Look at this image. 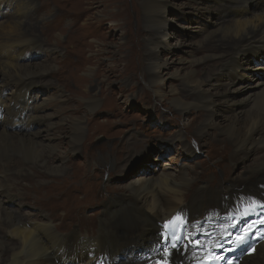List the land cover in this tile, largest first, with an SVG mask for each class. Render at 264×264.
<instances>
[{"label":"bare ground","instance_id":"6f19581e","mask_svg":"<svg viewBox=\"0 0 264 264\" xmlns=\"http://www.w3.org/2000/svg\"><path fill=\"white\" fill-rule=\"evenodd\" d=\"M229 1L246 5L252 1L264 3V0ZM15 2L17 4L13 6L14 13L11 18L4 22L0 20V264H93L106 257L113 264H145L148 261L142 259L143 254L137 257L135 252L139 247H142L141 251L148 248L146 253L151 247L148 252L150 255L154 252L159 241L158 223L174 212L186 211L190 224L199 221L200 227L216 221L234 202L245 199L247 195H255L264 200L262 158L251 169V174L243 177L241 182L245 185L239 187L232 181L218 183L214 188L208 183H196L193 186L202 173L194 165H189L191 168L188 172L177 169L159 173L149 171L130 179L123 186H110L109 190H123L103 202L96 233L83 235L75 230L71 233L58 232L54 224L57 215L79 213L91 204V198H87V195H91V189H82L88 183L84 180L78 183L76 178L79 170L74 162L65 159L78 151V143L84 136V126L82 120L71 117L70 106L61 108L60 102L69 101V97H64L62 92H58L56 96L59 104L54 106V113H44V106L37 104L34 107L28 98L47 91V88L39 89L36 86L43 84L42 77L48 75L56 78L58 82L61 81L73 98L81 89L92 87L98 73L94 72L89 78H80L78 73L82 69H89V64L94 63L97 56L105 51V44L94 37L95 31H85L81 21H88L89 27H92L93 24L101 25L104 19H109L113 22V27L118 28L123 37L128 38L125 0H38L32 5L28 1ZM3 3L10 4L12 0H0V6ZM134 3L137 7L138 4L142 6L146 30L149 32L145 42L148 51L143 53V58L149 60L158 53L159 47L170 46L167 37L165 38L166 21L162 16L170 1L134 0ZM95 4L102 8L99 13L103 19L94 23L92 10ZM110 8L113 11L108 13ZM41 15L44 18L36 19ZM32 18L36 22L30 26L31 31L34 33L39 28L47 38H54V48L43 47L44 42L38 36L33 35L34 39L27 38V33L23 30ZM217 28V33L211 34L206 43L204 42L205 53L198 63L217 65L215 73L224 76L225 81L215 85L211 82L215 73L207 72L206 77H201L195 71H188L183 78L182 92L172 90L174 101L170 109L184 114L189 111L190 106L200 105L204 108L203 119L201 118L204 123H199L196 128V134L203 136L201 145L208 143L205 136L210 133L207 128L217 125L219 132L225 134V140L231 148L264 151V95L256 103L254 100V106L242 115L243 111H237L233 106L249 102L255 91L248 92L242 99H230L227 94V86L236 84L238 77L243 76L238 75V71L244 67L242 60L249 62L247 58L252 54L254 61L258 62V58L264 56V48L257 50L264 46V10L251 18L234 12L232 17L224 18ZM60 34L66 35L64 40H61ZM89 38L95 42L88 41ZM96 43L98 49L94 51ZM58 47L63 52L55 49ZM41 48L48 53V59L44 60L47 64L21 60L29 50ZM68 48L77 51L72 52ZM62 58L73 60L70 70L63 65ZM167 64L162 62L149 65L144 74L149 82L148 86L159 98L166 95L161 87H157L155 77L159 83L162 82L163 76L167 74ZM258 69L264 67L259 66ZM115 72L121 75L123 69ZM254 86L262 89L264 80L258 81ZM238 87L239 85L236 89ZM238 89L242 90L240 87ZM236 91L234 89L232 92ZM259 92L262 93L261 90ZM78 103L76 108L70 110L78 112L77 108L81 103L89 108L97 106L95 98ZM219 107L227 112L222 116L221 122L214 120ZM198 119V115L190 120L186 118V121L184 118V126L190 127ZM19 122L24 132L17 131ZM63 125H67V131L63 129ZM181 134L180 130L175 136L179 142L182 141ZM60 139L67 143L65 148L62 147ZM129 139L126 141L128 144H124V152L130 146ZM181 145L188 149L185 143L181 142ZM117 152L120 153L117 157L110 154L106 160H102L103 167L112 166L120 172L123 167L122 148ZM188 156L192 157V154L189 153ZM85 161L84 173L93 165H98L92 157L91 160L86 157ZM110 177L109 174L108 178ZM235 187L237 192H242L244 188L247 191L240 194L232 191ZM228 189L231 190L224 192ZM13 197L28 200V204L35 208V213L12 210L5 201ZM152 241L155 243L150 245ZM118 249L123 250L122 257ZM190 256L189 249L184 250L182 246L178 249L168 248V261L172 263H188ZM238 264H264V240L258 243L251 255L243 256Z\"/></svg>","mask_w":264,"mask_h":264},{"label":"rangeland","instance_id":"374dc122","mask_svg":"<svg viewBox=\"0 0 264 264\" xmlns=\"http://www.w3.org/2000/svg\"><path fill=\"white\" fill-rule=\"evenodd\" d=\"M19 1H28L31 5L38 2V0ZM169 1L170 4L164 10L162 16L166 21L165 38L167 37L166 39L170 46L166 48L159 47L158 53L152 55L149 60L143 58V53L148 51L145 42L149 32L146 30L142 6L138 4L139 6L137 7L134 0H125L128 38L123 37L121 31L113 27V22L109 19H104L101 25L93 24L92 27H89L88 21H81L82 28L85 31H95L94 37L104 41L105 44V51L97 56L94 63L89 64V69H82L78 73L80 78H89L94 72L98 73V78L93 82L92 87L81 89L73 98L66 91L65 87L62 86L61 81L58 82L56 78L48 75L42 77L43 84L36 86L39 89L47 88V91L39 92L38 95L35 94L31 98H28L29 103L34 107L37 104L44 106V113H54V108L59 104L56 96L58 92H62L63 95L65 94L64 97H69V101L65 103L60 102L61 108L70 106L71 117L77 118L79 121L82 120L81 122L84 126V136L82 141L78 143V151L71 153L65 159L74 162L75 167L79 170V176L76 178L78 183L81 180L88 183V186H83L82 189L85 190L87 187L91 189V195H87V198H91V204L79 213H68L66 216H63V214L57 215L54 224L58 232L71 233L74 232L72 230H75L83 235L96 233L98 216L102 213L103 202L123 190V188L115 191L109 190L110 186H123L130 179L142 173L149 171L159 173L165 170L176 169L188 172L191 168L189 165H194L202 173L196 182L192 184L193 186L196 183H208L214 188L218 183L225 184L226 181H232L236 182L238 184L237 187H239L242 184L245 185L241 182L243 177L251 174V169L255 167V164L261 158L264 159V151L261 149L235 150L231 148L225 140V134L219 132L217 125L207 128L210 133L205 136L208 143L201 145L203 136L201 137L200 134H196V128L199 123H204L202 115L205 111L202 106H190L189 111L184 114L170 109L174 101L172 90L177 89L178 92H182L184 86L183 78L188 71H195L201 77H206L207 72L215 73L217 65H204L198 63V61L205 53L203 47L208 37L213 33H217V27H219V24L221 25V21L224 18L232 17L234 12H240L241 16L251 18V16L253 17L255 14L263 12L264 3L252 1L246 5L245 3L229 0L219 2L214 0ZM10 4L5 5L3 3V6H0V20L3 22L11 18L14 13L13 6L17 3L15 0H12ZM96 5L92 10L94 12V18L92 19L94 23L95 21L100 22L103 19L102 14L99 13L102 8ZM112 11V8H110L108 13ZM230 11L232 12L230 13ZM42 18L44 17L41 15L36 19L40 20ZM34 21L36 22L33 18L30 19L23 30L24 33H27V38L34 39L33 35L38 36L44 42L43 47L54 48L56 46L54 38H47L38 27L34 33L31 31L30 26ZM59 36L61 40H64L66 35L60 34ZM88 41L95 42L92 38H89ZM97 44H95L94 51L98 49ZM42 48L41 50H29L21 60L23 62H42L47 64L48 62H44V60L48 59V53L42 50ZM263 48L264 46L262 45L257 50L260 51ZM55 49L63 52L62 48L58 47ZM68 49L72 52L77 51ZM49 59L52 61L51 58ZM258 59V62L254 61L251 54L247 58L249 62L245 63V60H242L244 67L238 71V75L243 76L238 77L236 84L227 86V94L230 99H242L248 92L255 91L249 102L233 106L237 111L242 110V115L254 106L259 97L264 95V86L262 89L254 86L258 81L264 80V69H258L259 66L264 67V56L262 55ZM62 60L63 65L70 70L74 64L73 60L70 58H62ZM162 62L168 63L167 74L163 76L161 83H159L157 77H155V81L157 87H161L165 91L166 96L159 98L156 97L152 88L148 86L149 82L145 79L144 74L149 65L152 66L155 63L161 64ZM52 65H54L53 62ZM120 68L123 69L121 75L115 72ZM223 81H225L224 76L218 73L213 74L211 77V82L215 85ZM238 85L242 90H239V87L236 89ZM234 89L237 91L232 92ZM44 98H48V100L46 101ZM89 98H95L97 106L89 108L86 104L81 103L80 107L77 108L78 112L70 110L78 106V101L84 103ZM218 110V114L214 117V120L221 122L222 116L227 112L223 111L221 107ZM196 115L199 116L198 121L192 123L190 127H185L186 118L190 120ZM22 120L24 121L25 119ZM21 128L24 130L22 124L19 122L17 131L24 132ZM63 129L67 131V125H63ZM180 130L183 137L182 141L179 142L178 139H175V136ZM127 139L130 141V146L124 152L126 149H123V147ZM60 141L63 143L62 147L65 148L67 146L65 140L60 139ZM181 142L185 143L188 149L182 147ZM127 144L128 142H126ZM121 148L123 150L121 162L123 167L120 169V172L112 166L103 167L102 160H106V157L110 154L113 157H117V154H120L117 150H121ZM189 153L192 154V157L188 156ZM86 157L90 160L92 157L94 161L98 162V165H93L87 173H84ZM165 163L167 164L165 165ZM191 173L193 174V171ZM109 174L110 178H108ZM107 178L108 181H106ZM250 180L252 181V178ZM262 183H264V180ZM229 190L231 189L224 192ZM232 191L237 192L236 187L232 188ZM244 191H247L246 188L242 192L237 193L241 194ZM11 193L14 192L11 191ZM6 201V205L10 206L12 210L20 211L21 213L26 211L35 213L36 211L33 206L28 204V200L26 199L22 200L13 197L9 201ZM31 218L33 219L34 217ZM153 243L155 241H152L150 245ZM147 249L141 251L142 247H139L135 252L136 256L148 254V252L146 253ZM122 255L123 250L121 249L120 256L122 257Z\"/></svg>","mask_w":264,"mask_h":264},{"label":"snow or ice","instance_id":"6c2138e0","mask_svg":"<svg viewBox=\"0 0 264 264\" xmlns=\"http://www.w3.org/2000/svg\"><path fill=\"white\" fill-rule=\"evenodd\" d=\"M238 242H241L242 243L243 242V238H240Z\"/></svg>","mask_w":264,"mask_h":264}]
</instances>
